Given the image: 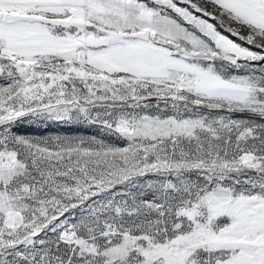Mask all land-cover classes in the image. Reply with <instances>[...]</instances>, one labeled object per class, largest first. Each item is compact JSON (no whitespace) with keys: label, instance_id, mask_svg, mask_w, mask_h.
<instances>
[{"label":"snow or ice","instance_id":"1","mask_svg":"<svg viewBox=\"0 0 264 264\" xmlns=\"http://www.w3.org/2000/svg\"><path fill=\"white\" fill-rule=\"evenodd\" d=\"M0 264H264V0H0Z\"/></svg>","mask_w":264,"mask_h":264}]
</instances>
